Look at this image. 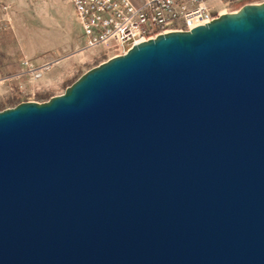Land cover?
Here are the masks:
<instances>
[{"label": "water", "instance_id": "95a60500", "mask_svg": "<svg viewBox=\"0 0 264 264\" xmlns=\"http://www.w3.org/2000/svg\"><path fill=\"white\" fill-rule=\"evenodd\" d=\"M0 264H264V3L1 111Z\"/></svg>", "mask_w": 264, "mask_h": 264}, {"label": "rangeland", "instance_id": "374dc122", "mask_svg": "<svg viewBox=\"0 0 264 264\" xmlns=\"http://www.w3.org/2000/svg\"><path fill=\"white\" fill-rule=\"evenodd\" d=\"M263 3L223 0L217 12L232 14ZM113 57L104 47L86 49L68 0H0V112L63 95L84 74ZM26 59L36 65L49 63L51 68L37 81L18 78Z\"/></svg>", "mask_w": 264, "mask_h": 264}, {"label": "built area", "instance_id": "2783aa9c", "mask_svg": "<svg viewBox=\"0 0 264 264\" xmlns=\"http://www.w3.org/2000/svg\"><path fill=\"white\" fill-rule=\"evenodd\" d=\"M87 50L104 47L114 57L170 32L191 31L222 16L223 0H68ZM113 57V58H114ZM51 64L22 62L16 75L40 80ZM5 81V80H4Z\"/></svg>", "mask_w": 264, "mask_h": 264}, {"label": "crops", "instance_id": "0c3cea01", "mask_svg": "<svg viewBox=\"0 0 264 264\" xmlns=\"http://www.w3.org/2000/svg\"><path fill=\"white\" fill-rule=\"evenodd\" d=\"M10 1H13V2H15L16 0H10Z\"/></svg>", "mask_w": 264, "mask_h": 264}]
</instances>
